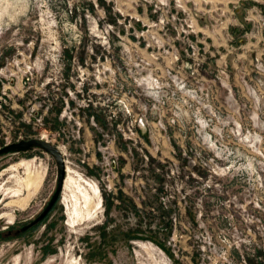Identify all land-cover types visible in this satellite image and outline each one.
Instances as JSON below:
<instances>
[{"label": "rangeland", "instance_id": "1", "mask_svg": "<svg viewBox=\"0 0 264 264\" xmlns=\"http://www.w3.org/2000/svg\"><path fill=\"white\" fill-rule=\"evenodd\" d=\"M30 138L100 211L69 184L24 229L57 165L0 155V264H264V0H0V148Z\"/></svg>", "mask_w": 264, "mask_h": 264}, {"label": "bare ground", "instance_id": "2", "mask_svg": "<svg viewBox=\"0 0 264 264\" xmlns=\"http://www.w3.org/2000/svg\"><path fill=\"white\" fill-rule=\"evenodd\" d=\"M70 172H72V171H70V169L68 168V176H67V179L65 177L66 180H64V183H65V181H66V183L63 184V186L67 187L69 184H71L74 187V189H76L77 191L80 192V196H81L79 199L77 197H75L74 198L75 202H73V204H68V210L70 211L68 213H69V216L71 217L72 225H75L77 222H80L83 220L85 221V220L96 219L98 217L99 211H100L99 210V208H100L99 207V202H100L99 191L100 190L98 191V188H97V186H95V184H93L87 180H84V179L82 180L84 183L83 186H81V184L76 185L78 183L74 178H71L69 176ZM66 175H67V167H66ZM41 180H42V177L39 180V183ZM77 180H79V178H77ZM39 183L37 184V187H39V185H40ZM37 187H35L33 189V191H36ZM19 191L16 192V195L18 193H20ZM32 193H30L26 199H24L23 201L22 200L17 201V203H19V205H21V206H24L25 203H27L29 201V199L31 198ZM141 247H142L143 251L150 253L148 255H154L156 252V251L154 252L153 249L146 244H141ZM156 253L158 254V252H156ZM145 264H147V263H145ZM157 264H159V262Z\"/></svg>", "mask_w": 264, "mask_h": 264}, {"label": "water", "instance_id": "3", "mask_svg": "<svg viewBox=\"0 0 264 264\" xmlns=\"http://www.w3.org/2000/svg\"><path fill=\"white\" fill-rule=\"evenodd\" d=\"M29 150H38L41 152H45L52 156L55 160L57 165V182L55 191L45 206V208L38 214L36 218L31 220L24 229L35 225L39 221H41L47 213L50 211L54 203L58 200L60 195V191L63 188L64 180L66 177V167L64 163V158L62 153L58 150V148L51 144L49 141L41 139V138H30V139H23L19 141L12 142L10 144H6L0 148V155L8 154V153H25Z\"/></svg>", "mask_w": 264, "mask_h": 264}, {"label": "flooded vegetation", "instance_id": "4", "mask_svg": "<svg viewBox=\"0 0 264 264\" xmlns=\"http://www.w3.org/2000/svg\"><path fill=\"white\" fill-rule=\"evenodd\" d=\"M53 207V206H52ZM34 225H32L31 227H33ZM29 227V228H31ZM13 227H11L9 230H7V232H5L7 235H10L11 231H12Z\"/></svg>", "mask_w": 264, "mask_h": 264}]
</instances>
